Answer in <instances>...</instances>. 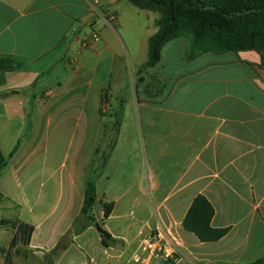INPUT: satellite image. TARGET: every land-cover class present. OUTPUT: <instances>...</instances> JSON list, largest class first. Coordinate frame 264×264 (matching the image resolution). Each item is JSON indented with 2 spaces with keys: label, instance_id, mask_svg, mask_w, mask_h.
Segmentation results:
<instances>
[{
  "label": "crops",
  "instance_id": "0c3cea01",
  "mask_svg": "<svg viewBox=\"0 0 264 264\" xmlns=\"http://www.w3.org/2000/svg\"><path fill=\"white\" fill-rule=\"evenodd\" d=\"M132 6L126 0H0V62L10 59L17 67L0 70V152L8 158L18 145L0 172V221L35 227L29 246H17L27 253L15 264H45L73 227L94 156L100 175L94 209H102L95 218L118 242L105 247L91 226L73 236L54 264H141L137 254L143 264H164L141 251L155 231L178 244L182 264H264L261 56L208 53L187 61V41L171 47L182 38L172 40L146 74L156 91L162 85L165 91L149 98L137 93L135 73L148 60L159 14ZM168 57H175V67H167ZM105 89L110 100L101 116ZM121 166L130 167L128 176L113 194ZM199 195L215 209L212 226L229 229L218 242L202 243L183 228ZM126 197L155 199L144 230L133 232L127 223L117 233L105 223L115 216L114 199ZM101 200L115 204L108 218ZM15 232L0 227V246L8 248Z\"/></svg>",
  "mask_w": 264,
  "mask_h": 264
},
{
  "label": "trees",
  "instance_id": "16d2710c",
  "mask_svg": "<svg viewBox=\"0 0 264 264\" xmlns=\"http://www.w3.org/2000/svg\"><path fill=\"white\" fill-rule=\"evenodd\" d=\"M141 10L156 12L157 33L149 39L148 60L135 73V88L141 90L149 98H156L165 91L162 85L157 91L146 81V74L161 61L163 48L172 40L185 38L187 47L185 59L194 61L197 58L212 53L222 55L229 52L240 53L254 51L261 56L264 66V0H126ZM17 67L10 59L0 62V70H15ZM110 100L109 90L105 89L101 95V116H104L102 106ZM123 105L121 106V110ZM116 116L115 131H119L121 115ZM114 140L108 154L114 150ZM18 149V145L15 151ZM13 151L8 158L0 152V172L5 168L8 159L13 157ZM100 175L98 171L87 180L84 193V203L81 213L73 227L62 238L56 248L45 256V264H54V260L70 246L63 240L79 234L93 226L99 232L105 247L117 244V239L97 222L94 208L98 203L96 181ZM104 210V217L108 218L115 204L100 201ZM215 209L211 202L203 195L197 196L192 202L184 220L185 231L194 234L202 243H214L223 239L229 232L228 228L218 229L212 226ZM0 227H12L16 230L8 248L0 246V256L4 264H15V257L24 255L26 251L17 248L18 245L29 246L31 236L35 230L33 225L3 219Z\"/></svg>",
  "mask_w": 264,
  "mask_h": 264
},
{
  "label": "rangeland",
  "instance_id": "374dc122",
  "mask_svg": "<svg viewBox=\"0 0 264 264\" xmlns=\"http://www.w3.org/2000/svg\"><path fill=\"white\" fill-rule=\"evenodd\" d=\"M132 8H133V6H132ZM184 39L185 38H182L180 40L175 41L174 44H171V45H173L171 47L178 45L179 43H181V41H184ZM177 53L179 54V52H177ZM167 54H168V50L165 51V57H167ZM176 63H177V60L175 59V57H174V59H172L170 57L167 58V67L168 68L175 67ZM115 109H117V108H115ZM105 113L108 117L109 114L111 113V110H108L106 108ZM107 117H106V120H107ZM92 129H93L94 133L92 135H90V137H92V138H90L91 140L88 143L90 145H92V144L95 145V136H94L95 135V126H93ZM91 148L92 147H90L89 149L91 150ZM68 164L71 165V162H69ZM70 165H69V168H70ZM90 168H91V171H90L89 175L91 177L93 175L94 170H95V156L93 157V162H92V165ZM101 168L102 167H100V169ZM129 168L130 167L121 166L117 169V172L118 171L120 172L119 178H118V180L115 181V184H113V187H111V189H109V190H111V192L113 194H117V193L122 192L121 189L124 186L123 181L128 176ZM101 171L103 172V169ZM108 171H109V167H106L105 172L108 173ZM102 184L107 185L108 182L105 180ZM114 200L118 202V207H117L115 214H114L115 216L110 221L105 220V223L108 224V226L111 228V230L113 232L115 231L117 233H121L122 230L125 228V225L127 226V223H129L132 226L131 228H132L133 232H137L141 228L144 230L145 222L149 219V217L152 215V213L155 211V208H156V201L154 198H151V197H149L147 199H143V198H139V199L133 198L132 199V198L126 197V198H122V199L115 198ZM135 201H137V203H135ZM94 210L95 211H94L93 215L95 217H97L99 215V211L102 209L99 207V208L94 209ZM153 215H154V213H153ZM151 233L156 234V233H159V231H155V232H151ZM88 238H90V236H88ZM72 241H73V237H70V236L66 237L63 240L64 243H68L70 245L72 244ZM88 241H89L90 249L93 250L95 242L92 240H88Z\"/></svg>",
  "mask_w": 264,
  "mask_h": 264
},
{
  "label": "built area",
  "instance_id": "2783aa9c",
  "mask_svg": "<svg viewBox=\"0 0 264 264\" xmlns=\"http://www.w3.org/2000/svg\"><path fill=\"white\" fill-rule=\"evenodd\" d=\"M94 40H98L97 34L93 35ZM141 251L147 254L148 258L158 260L164 264H182V253L178 244L166 238L161 232L149 233L142 241ZM134 261L143 264L141 255H135Z\"/></svg>",
  "mask_w": 264,
  "mask_h": 264
},
{
  "label": "water",
  "instance_id": "95a60500",
  "mask_svg": "<svg viewBox=\"0 0 264 264\" xmlns=\"http://www.w3.org/2000/svg\"><path fill=\"white\" fill-rule=\"evenodd\" d=\"M12 94H20V91H15ZM9 94H6L5 96H8Z\"/></svg>",
  "mask_w": 264,
  "mask_h": 264
}]
</instances>
